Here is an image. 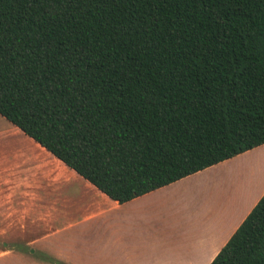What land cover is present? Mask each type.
Listing matches in <instances>:
<instances>
[{
    "label": "trees",
    "instance_id": "1",
    "mask_svg": "<svg viewBox=\"0 0 264 264\" xmlns=\"http://www.w3.org/2000/svg\"><path fill=\"white\" fill-rule=\"evenodd\" d=\"M0 116L120 204L264 145V0H0ZM211 264H264V196Z\"/></svg>",
    "mask_w": 264,
    "mask_h": 264
},
{
    "label": "crops",
    "instance_id": "2",
    "mask_svg": "<svg viewBox=\"0 0 264 264\" xmlns=\"http://www.w3.org/2000/svg\"><path fill=\"white\" fill-rule=\"evenodd\" d=\"M255 149L124 204L88 186L90 203L65 225L71 234L54 245L50 260L54 264H211L264 196L263 164L256 185L227 187L215 179L201 180L221 165L256 151L264 153V145ZM257 158L260 164L264 161L263 154ZM254 159L245 161L254 163Z\"/></svg>",
    "mask_w": 264,
    "mask_h": 264
},
{
    "label": "rangeland",
    "instance_id": "3",
    "mask_svg": "<svg viewBox=\"0 0 264 264\" xmlns=\"http://www.w3.org/2000/svg\"><path fill=\"white\" fill-rule=\"evenodd\" d=\"M39 146L0 116V264H54L52 248L71 234L65 225L81 216L92 198L88 181ZM262 154L221 165L201 181L256 185ZM250 158L256 162L247 163Z\"/></svg>",
    "mask_w": 264,
    "mask_h": 264
}]
</instances>
